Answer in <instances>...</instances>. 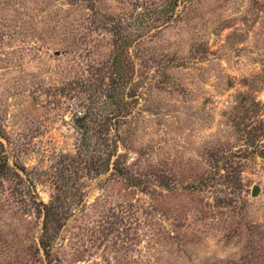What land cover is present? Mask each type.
<instances>
[{
	"label": "rangeland",
	"instance_id": "obj_1",
	"mask_svg": "<svg viewBox=\"0 0 264 264\" xmlns=\"http://www.w3.org/2000/svg\"><path fill=\"white\" fill-rule=\"evenodd\" d=\"M0 264H264V0H0Z\"/></svg>",
	"mask_w": 264,
	"mask_h": 264
},
{
	"label": "water",
	"instance_id": "obj_2",
	"mask_svg": "<svg viewBox=\"0 0 264 264\" xmlns=\"http://www.w3.org/2000/svg\"><path fill=\"white\" fill-rule=\"evenodd\" d=\"M258 195V187H254L252 191V196H257Z\"/></svg>",
	"mask_w": 264,
	"mask_h": 264
},
{
	"label": "trees",
	"instance_id": "obj_3",
	"mask_svg": "<svg viewBox=\"0 0 264 264\" xmlns=\"http://www.w3.org/2000/svg\"><path fill=\"white\" fill-rule=\"evenodd\" d=\"M47 216H48V214L46 213V214H45V217L47 218Z\"/></svg>",
	"mask_w": 264,
	"mask_h": 264
}]
</instances>
